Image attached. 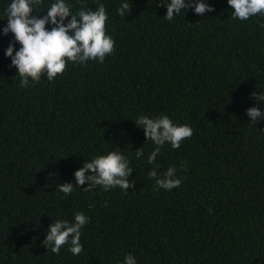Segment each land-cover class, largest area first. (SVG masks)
I'll return each mask as SVG.
<instances>
[{
    "label": "trees",
    "instance_id": "1",
    "mask_svg": "<svg viewBox=\"0 0 264 264\" xmlns=\"http://www.w3.org/2000/svg\"><path fill=\"white\" fill-rule=\"evenodd\" d=\"M205 2L215 11L168 21L170 0H66L73 14L104 4L114 54L21 87L6 56L14 36L2 32L11 0H0V264H124L128 254L137 264H264V120L246 114L264 112L252 96L264 94V16L239 21L228 0ZM163 115L194 134L149 164L155 145L135 122ZM114 150L135 188L84 192L75 172ZM172 166L181 186L158 188L148 173ZM65 183L70 196L57 190ZM77 212L90 218L82 253L47 250L49 225Z\"/></svg>",
    "mask_w": 264,
    "mask_h": 264
},
{
    "label": "clouds",
    "instance_id": "2",
    "mask_svg": "<svg viewBox=\"0 0 264 264\" xmlns=\"http://www.w3.org/2000/svg\"><path fill=\"white\" fill-rule=\"evenodd\" d=\"M43 0H11L6 9L7 25L2 29L3 35L13 34L14 40L6 50V56L11 58L10 68L18 69L21 78L20 86L27 87L31 80L33 85L41 82L46 75L48 81H54L62 76L69 62L73 65H85L88 61L103 63L106 56L115 52V40L107 34V21L109 19L104 4L92 10L87 6L73 14L71 6L66 0H55L47 9V15L36 16L34 8L40 7ZM234 11L232 19L247 21L254 16H264V0H228ZM164 17L172 21L174 17L187 9H194L197 15L214 12L215 8L205 0H170ZM132 6L128 2L117 8V13L128 16ZM71 17L69 20L68 18ZM67 21V23H65ZM51 24V30L48 25ZM259 27L264 28V23ZM19 43L17 51L15 44ZM257 103H264V94L256 91L252 93ZM251 123L257 124L264 120V112L256 107L247 110ZM136 125L144 130L145 137L155 145L154 150L147 158L149 164H154L161 148L170 144L173 149H179L186 139L193 136V129L188 125H177L167 116L148 118L140 116ZM136 158L143 157V148L135 151ZM133 168L127 156L118 151H110L84 163L83 167L75 172L76 184L85 185L84 192H90L97 186L104 191L119 187L124 191L135 188L136 181H129ZM175 166L169 167L158 176L153 169L148 173L149 178L155 180L158 188L171 191L182 184L176 177ZM76 187L71 183L57 186L59 192L70 196ZM212 209L209 208L211 213ZM90 222V218L83 212H77L74 221L57 220L49 225L43 245L52 253L59 255L63 246L68 245L73 256H79L83 251L81 243L82 229ZM124 264H137L135 257L128 254Z\"/></svg>",
    "mask_w": 264,
    "mask_h": 264
}]
</instances>
